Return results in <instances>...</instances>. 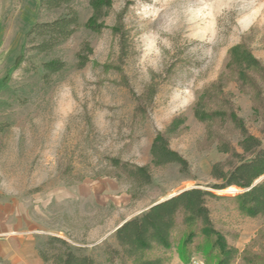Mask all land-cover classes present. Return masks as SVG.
Listing matches in <instances>:
<instances>
[{
	"label": "rangeland",
	"instance_id": "374dc122",
	"mask_svg": "<svg viewBox=\"0 0 264 264\" xmlns=\"http://www.w3.org/2000/svg\"><path fill=\"white\" fill-rule=\"evenodd\" d=\"M70 6L79 21L70 37L47 53L28 50L16 68L31 25L63 8L0 0V203L8 204L10 234L33 237L35 249L55 234L98 264H109L104 248L115 245L120 223L181 189H210L216 182L212 165L236 161L231 149L242 153L236 123L199 121L197 108L232 111L264 140V0H109L92 27L86 25L93 13L88 0ZM238 43L260 61L258 71H248L260 93L230 74L229 49ZM83 44L90 52L83 50L87 60L80 67ZM51 58L63 60L65 68L43 79L41 64ZM157 132L188 162L186 172L176 163L151 164ZM225 145L229 152L220 150ZM114 157L148 165L151 184L131 197V181L107 174ZM237 191L232 186L220 194ZM207 205L214 226L229 243L236 239L235 225L246 217L235 203L209 199ZM251 218L263 225L246 245L264 252V217ZM164 253V264H172L174 254L189 263L176 245ZM191 255L204 259L196 250ZM239 263L236 257L231 264ZM0 264L46 263L32 261L23 248L0 254Z\"/></svg>",
	"mask_w": 264,
	"mask_h": 264
},
{
	"label": "trees",
	"instance_id": "16d2710c",
	"mask_svg": "<svg viewBox=\"0 0 264 264\" xmlns=\"http://www.w3.org/2000/svg\"><path fill=\"white\" fill-rule=\"evenodd\" d=\"M75 0H39L42 10H57L63 8L60 15L43 22H34L25 33V41L16 60V68L24 60L28 50L47 53L61 44L76 30L79 25L77 11L70 6ZM93 7V13L87 26L95 25L94 18L101 17L102 10L109 4V0H88ZM94 28V27H93ZM121 41V39H120ZM122 45V43L120 44ZM84 49L77 52V66H82L87 58ZM90 52V51H89ZM229 71L241 87L246 84L256 87L249 70L260 69V61L252 56L244 43H238L229 49ZM65 62L58 58H51L41 64L43 79L53 73L62 71ZM218 89L214 84L213 88ZM258 95V94H257ZM195 116L199 121H213L226 119L236 123L241 131L239 148L242 153L226 147L221 151L232 152L236 161L216 162L212 165L211 176L216 180L207 186H190L181 189L171 196L157 200L141 213L127 218L114 229L115 245L107 244L104 248L105 260L109 264H164L167 257L165 251L176 245V250L182 259L189 261L192 251H199L210 264H231L240 259L239 264H264V252L255 251L252 245H246L242 250L230 244L227 233L216 228L211 219L207 202L209 199H228L235 203L237 211L245 217H264V140L251 135L238 121L234 113L224 109L204 110L197 108ZM174 127L171 123L168 130ZM264 135V129H263ZM149 155L153 166H165L176 163L180 171L188 170V162L177 151L168 145L164 132H157L152 139ZM111 173L115 177L131 181L134 186L131 197H136L139 191L151 184L152 175L148 165H135L122 161L117 157L111 158ZM228 168V169H226ZM237 187L239 191L232 195L215 193L230 187ZM261 231L257 233L262 234ZM43 263L46 264H98L88 253H81L69 241L59 235L47 237L37 247Z\"/></svg>",
	"mask_w": 264,
	"mask_h": 264
},
{
	"label": "crops",
	"instance_id": "0c3cea01",
	"mask_svg": "<svg viewBox=\"0 0 264 264\" xmlns=\"http://www.w3.org/2000/svg\"><path fill=\"white\" fill-rule=\"evenodd\" d=\"M217 192L220 193L221 190ZM167 196L160 197L157 200L165 198ZM154 202H157V201H154ZM4 204L5 205L3 206L0 203V254H4L8 256L11 250H15V249L19 250V249L25 248V249L30 250L32 261L37 262L40 256L37 251V248L36 249L34 248L35 239L31 236L23 235V233L22 234L17 233L18 235H13V236L10 234V222L8 219V204L7 203H4ZM236 215H237V212L235 213V216ZM262 225L263 224H261V221H259L257 218H251V217L243 218L242 222L237 223L235 225V226L240 227L239 229L237 228L239 232L238 237L234 239L233 241L231 240L230 243L235 245L239 250H242L245 247V245L248 244L252 238H254L256 232L258 231L259 228H261ZM254 249L257 250V246ZM171 260H172V264H181L180 259L175 254L171 257Z\"/></svg>",
	"mask_w": 264,
	"mask_h": 264
},
{
	"label": "built area",
	"instance_id": "2783aa9c",
	"mask_svg": "<svg viewBox=\"0 0 264 264\" xmlns=\"http://www.w3.org/2000/svg\"><path fill=\"white\" fill-rule=\"evenodd\" d=\"M189 264H206L205 260L198 255H191L189 257Z\"/></svg>",
	"mask_w": 264,
	"mask_h": 264
},
{
	"label": "water",
	"instance_id": "95a60500",
	"mask_svg": "<svg viewBox=\"0 0 264 264\" xmlns=\"http://www.w3.org/2000/svg\"><path fill=\"white\" fill-rule=\"evenodd\" d=\"M174 193H175V192H174ZM172 194H173V193H172ZM172 194H170V195H168V196H171ZM121 224H122V223H120L118 226H120ZM118 226H117V227H118Z\"/></svg>",
	"mask_w": 264,
	"mask_h": 264
}]
</instances>
